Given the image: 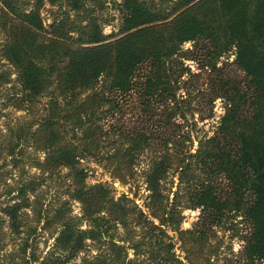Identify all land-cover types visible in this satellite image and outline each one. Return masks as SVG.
<instances>
[{"label": "rangeland", "instance_id": "obj_1", "mask_svg": "<svg viewBox=\"0 0 264 264\" xmlns=\"http://www.w3.org/2000/svg\"><path fill=\"white\" fill-rule=\"evenodd\" d=\"M8 1L18 13L35 4L44 27L39 40L58 46L54 26L71 45L89 41L83 33L94 26L106 42L168 22L192 3L135 0L144 5L139 19L153 21L129 27L137 19L126 11L133 0ZM250 1L253 8L261 3L252 26L259 35L264 0ZM223 29L218 43L187 29L170 41L161 79L173 94H158L166 82L145 80L149 58L118 87L108 76L96 85L102 92L88 86L71 95L55 80L68 66L59 54L52 66L49 54L38 59L42 81L30 93L4 54L0 25V264H264L249 212L254 190L238 185L244 170L237 179L231 169L241 155L235 120L253 119L264 103V61L253 59L258 68L248 71L239 50L248 57L250 36L244 33L240 46ZM235 87L241 99L231 109ZM46 118L55 145L40 127ZM50 144L72 148L76 162L62 163ZM67 222L69 242L61 234Z\"/></svg>", "mask_w": 264, "mask_h": 264}, {"label": "trees", "instance_id": "obj_2", "mask_svg": "<svg viewBox=\"0 0 264 264\" xmlns=\"http://www.w3.org/2000/svg\"><path fill=\"white\" fill-rule=\"evenodd\" d=\"M0 2L4 6H0V12L4 15L2 16L4 21L0 25L6 31L8 37L3 48L4 54L16 66L21 84L30 93L36 92L40 88L37 84L39 85L42 81V79H39L42 68L37 61L47 54H49L47 57L51 62V66L54 60H59V58H56L58 54L59 57L66 58L67 68L64 71L59 69L57 72L60 79L55 80L62 90L63 88H67V91L71 90L69 91L71 95H75L77 90L80 91L88 86L96 87L97 83H106L108 76H114L111 79V84L118 87L124 84L131 68L133 69L137 63L139 64L142 60L149 58L153 67L151 71L146 73L145 80H150L153 83L159 82L162 80L161 77L167 76L164 63L161 60L162 55L168 56L171 54L173 46L170 45V41L178 38V33L183 29H187L192 36L202 35L218 43L224 30L223 27L226 26L231 30L229 32L230 40L235 39L240 46L243 34H248L250 37H248L246 43L247 46L252 45L253 50L245 51L248 57L242 55V50H239V57L243 61L244 67L248 71H256L258 66L255 65L256 62L253 59H259L260 63L264 61V57L260 55L264 52V41H259L264 36V21L255 23V27L258 25L256 29L259 35H254L255 31L252 29L257 11L261 10V3L258 7L253 8L250 5V0H187L184 4L187 5L192 2L191 5L177 12L170 21H162V23H153L141 27H138V25L147 21L151 22L153 19H139V8H143V2L133 0L132 3V1H128L126 11L129 16L132 15L131 18L137 17L129 27L137 26L138 28L128 31L117 39L99 42L101 37L96 36L98 29L94 26L95 31L93 33H83L88 36L89 41H82V45L76 46L63 40L64 38L67 40L68 34L57 26H54L52 30L61 34V41L57 40L60 46L56 45L55 42L47 44L44 40H39L44 27L38 11L35 9V4L28 12L18 13L16 11L17 6L12 5L11 1L0 0ZM74 2H77V0H74ZM80 2L79 0L77 6L80 5ZM9 11L12 12V15L9 14ZM143 13L146 12L143 11ZM244 23L247 28L245 31H241ZM170 30H172L171 34L169 33ZM43 38L49 39L45 36ZM130 75H132L131 72ZM164 82L170 85L169 81ZM160 88L157 89L159 90L158 94H173L170 91L174 89L173 84L167 87L165 84ZM95 89L98 92L103 91V89L99 90L98 87ZM233 90L235 94L230 96L231 109L238 107L241 99L240 93L242 92L237 87ZM148 95L151 94L147 92L146 97ZM261 99H264V93L260 94L259 100ZM261 101L258 103L261 112L260 114L256 112L253 119L235 118V122L239 125L238 141L240 142L241 155L239 159L232 162L231 168L232 175L237 179L240 171L244 170L243 174L244 178L247 176L246 180L238 181V185H246L252 188L255 193L249 212L254 219L253 237L258 248L257 252L264 250V115L262 116L264 103ZM75 118H77L76 115ZM49 120L46 118L40 127H43L46 134H48L47 140L55 145L56 132L53 120ZM78 120L81 121L80 118ZM52 144H50V147L53 148ZM53 149L57 151L62 163L69 165L76 162L77 153L72 148L56 146ZM73 232V226L67 222L61 234L69 242ZM131 262L132 260L128 264H131Z\"/></svg>", "mask_w": 264, "mask_h": 264}]
</instances>
